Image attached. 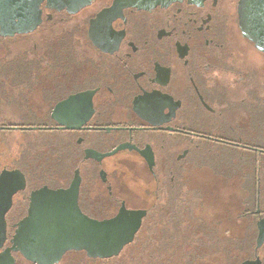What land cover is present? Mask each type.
Instances as JSON below:
<instances>
[{
	"label": "flooded vegetation",
	"instance_id": "1",
	"mask_svg": "<svg viewBox=\"0 0 264 264\" xmlns=\"http://www.w3.org/2000/svg\"><path fill=\"white\" fill-rule=\"evenodd\" d=\"M238 2L0 0V132L44 134L28 142L37 149L31 158L3 155L0 173L19 171L25 187L4 216L0 258L9 260L0 264H39L12 250L30 196L67 191L76 179L77 207L88 220L144 212L118 256L132 246L168 250L178 221L185 228L202 219L199 205L216 183L238 189L245 202L253 183L239 264H264V243L256 247L264 54L241 36ZM220 198L233 204V196ZM118 256L70 249L53 264Z\"/></svg>",
	"mask_w": 264,
	"mask_h": 264
},
{
	"label": "water",
	"instance_id": "2",
	"mask_svg": "<svg viewBox=\"0 0 264 264\" xmlns=\"http://www.w3.org/2000/svg\"><path fill=\"white\" fill-rule=\"evenodd\" d=\"M237 14L241 36L264 54V0H239ZM68 102L61 104L59 110ZM78 185L76 179L67 191L41 189L32 193L28 216L19 223L12 250L20 251L27 260L39 264H53L59 254L70 249L85 251L91 258L118 256L122 248L132 242L144 212L121 210L111 220H88L77 207ZM24 187L25 179L19 171L0 173V247L6 233L4 216L11 207L12 196ZM256 228V247L260 248L264 243V216L258 220ZM1 258L9 260L7 254ZM241 264L261 262L256 259Z\"/></svg>",
	"mask_w": 264,
	"mask_h": 264
},
{
	"label": "rangeland",
	"instance_id": "3",
	"mask_svg": "<svg viewBox=\"0 0 264 264\" xmlns=\"http://www.w3.org/2000/svg\"><path fill=\"white\" fill-rule=\"evenodd\" d=\"M9 111L11 115L17 113L14 106H10ZM42 137L44 134L0 132V166L3 155L8 152L15 156L22 154L31 158L37 149L30 147L28 142ZM2 169L0 168V171ZM132 169L141 170V168ZM251 178L253 182V177ZM260 178L264 188V168H260ZM253 187L252 183L249 187V199L245 202L242 192H237L238 189H226L216 183L208 200L199 205V209L203 205L202 215H200L202 219L188 221L185 228V224L178 221L175 232L170 236L173 239H171L168 250L141 252L135 251L132 246L117 258L107 261L106 264H239L244 259L243 231L247 224L241 215L244 206L247 209L250 208L251 211L254 209L252 202L255 189ZM221 196H233V204L230 206L222 204ZM261 201V209H264V197ZM227 209L229 210L228 215H226Z\"/></svg>",
	"mask_w": 264,
	"mask_h": 264
},
{
	"label": "trees",
	"instance_id": "4",
	"mask_svg": "<svg viewBox=\"0 0 264 264\" xmlns=\"http://www.w3.org/2000/svg\"><path fill=\"white\" fill-rule=\"evenodd\" d=\"M253 196H254V195H253ZM253 196H252V197H253ZM262 196H263V195H262ZM263 197H264V196H263ZM253 202H254V200H253ZM253 202H252V203H253ZM253 206H254V205H253ZM261 206H262V201H260V206H259L260 209H261ZM261 210H263V209H261Z\"/></svg>",
	"mask_w": 264,
	"mask_h": 264
}]
</instances>
